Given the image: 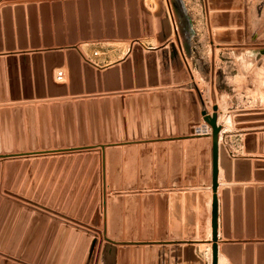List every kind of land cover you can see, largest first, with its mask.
<instances>
[{"label":"rangeland","instance_id":"374dc122","mask_svg":"<svg viewBox=\"0 0 264 264\" xmlns=\"http://www.w3.org/2000/svg\"><path fill=\"white\" fill-rule=\"evenodd\" d=\"M153 1L151 9L147 0H0V151L14 154L0 158V264H85L86 256L75 258L77 249L51 247L48 227L83 226L56 211L104 226L108 196H120L126 205L141 192L133 185V177L144 176L140 164L134 168L133 145L146 139L133 137V130L143 132L147 81L158 83L155 92L162 93L163 82L175 86L182 68H195L199 81L211 86V68H241L234 52L249 58L250 80L260 81L264 0H236L232 13L216 9L215 0H187L188 13L181 0L187 15L181 24L165 1L179 40L174 32L162 35L165 9ZM84 8L99 9L105 24L117 26L120 19L128 37L45 39L61 24L66 35L69 24L79 29ZM226 13L233 17L225 19ZM188 75L192 78V69ZM213 80L222 84L223 74L215 73ZM249 94L254 97L252 90ZM223 103L224 126L231 117L223 131L264 127L257 122L264 108L233 110L230 96ZM249 133L255 147V132ZM229 135L223 136L226 148L228 138L240 149V138ZM256 161L240 174L264 176ZM225 181L223 189L231 192L244 188L243 182ZM129 214L124 208L125 221ZM42 226L47 232L39 240L35 230Z\"/></svg>","mask_w":264,"mask_h":264},{"label":"water","instance_id":"95a60500","mask_svg":"<svg viewBox=\"0 0 264 264\" xmlns=\"http://www.w3.org/2000/svg\"><path fill=\"white\" fill-rule=\"evenodd\" d=\"M162 8L165 9L164 16L162 17V24L165 25L163 36L169 38L174 32L175 37L179 40V28L176 21L173 20L171 14L168 13L170 8L166 9L167 5L172 4L175 15H177L178 22L181 24V18L187 19L186 11L183 9L181 0H159ZM81 14L86 17L80 22L79 29L72 30L77 24H69L70 27L68 35L65 25L61 24L54 33L55 36H49L45 39L48 40H87L91 38H102L104 35L107 37H115L118 35L120 38H127V32L121 27V20L119 19L117 26L114 23L105 24L100 21L101 12L95 8H84ZM92 16V18H91ZM161 20V21H162ZM175 24V25H173ZM173 25V26H172ZM172 26V28H171ZM181 26V25H180ZM78 30V31H77ZM188 48V45L185 44ZM174 55L177 57V52L174 49ZM113 66H111L112 68ZM117 66H115L116 68ZM114 68V67H113ZM182 80L175 81L177 84L171 86L172 82H163L166 90L162 93L154 88L158 83L147 81L151 89V93L145 95V120L143 132L140 134L133 130V137L140 135L146 139V142L139 146L133 145V153L137 154L134 157V168L137 169L141 165L144 176L133 177V185L140 186L141 192L133 193V203L123 204L124 198L120 196H108L106 198V218L104 219V226L100 224H88L70 215L56 213L63 217L69 218L76 223L95 230L98 236H91L88 233H82L77 228H70L69 226L60 225L57 222H51L48 227L47 238L53 237L58 230L59 240L56 245L62 243L63 240L70 235L73 243L80 242L79 249L77 248L75 258L79 260L85 258V264H133V252L138 257V264H141L144 256L145 241L147 239H165L168 236L171 238H193L197 235L196 232V219H197V203L193 201L196 192L193 191L192 186L197 183L200 186L202 196L201 204L198 208L200 212L199 222V235L202 238L207 237L206 218L209 215L207 202L212 198V238L209 242L212 243V264H218L219 260V198L218 188L219 183V166H221L225 173L227 181L243 182L247 186L245 188H235L233 192L229 188H224L221 193V208H222V225L223 234L225 237L233 235L236 236L246 235L251 237L256 234L257 226L259 227V235L264 236V176L257 174L254 176L257 187L252 186L248 181L253 177L246 173L240 174L241 167L250 164L249 158L236 157L232 158L227 151L223 142H220V132L223 129V124L227 120L218 123V101L215 89V68H211V98L213 113L210 114L200 88L195 81L188 82L190 79V68H182ZM193 77V75H191ZM168 83V84H166ZM170 85V86H165ZM175 88L174 92L170 89ZM183 88L195 89V94L189 93ZM174 96V102L172 98ZM182 102H188L191 106V114L189 118L187 115L183 117L179 115L178 123L174 121L175 115L172 113L173 108L179 110V105ZM201 115L205 122L209 125L210 131L204 132L192 137H187L189 127L191 124H199L201 122ZM182 135L175 137L176 134ZM167 135V138H164ZM253 137L250 133L245 136V149L247 151L255 150L251 144ZM261 138L262 135H261ZM106 149V145H102ZM108 147V146H107ZM263 149V148H261ZM51 150H45L44 153ZM138 153L141 156L138 157ZM27 155L28 153H22ZM21 154V155H22ZM14 154L1 153V157H11ZM264 164L261 161H256L255 165ZM184 167V178L183 177ZM116 177H108L109 181H115ZM187 188L185 196L192 198L190 205H186L185 212V230H182V194L177 192V188L183 185ZM152 187L159 192L164 198L167 197L164 191L167 187H172V210H171V233L158 228L157 231L153 229L152 212L150 217L147 218L145 209V202L147 198L152 199ZM209 190V192H207ZM212 190V193H211ZM241 190V191H238ZM245 194V198L242 197ZM254 193L258 194L257 199L253 196ZM262 195V197H261ZM128 199V198H127ZM128 201V200H126ZM130 211L128 220L123 219V210ZM256 210L257 216H256ZM244 215H246V223L244 222ZM149 220V221H148ZM258 220V221H257ZM246 224V230L244 226ZM104 228V231L102 230ZM125 237L128 242H120V239ZM133 242H131V241ZM133 245L131 248L130 245ZM67 249H74L73 247Z\"/></svg>","mask_w":264,"mask_h":264},{"label":"crops","instance_id":"0c3cea01","mask_svg":"<svg viewBox=\"0 0 264 264\" xmlns=\"http://www.w3.org/2000/svg\"><path fill=\"white\" fill-rule=\"evenodd\" d=\"M149 1V7L153 9L154 7V1L153 0H147ZM199 2H202L203 0H198ZM215 7L222 8L227 13L234 12V8L237 7L236 0H215ZM219 2V5H218ZM184 4L187 7V0H184ZM189 13V8H188ZM225 14V19H229L230 16L228 14ZM227 17V18H226ZM239 50V49H238ZM233 54V51L231 52ZM234 55H236L237 62L240 63L241 68H215V73L223 74L224 82L222 84L216 83L215 89L217 95L221 96L218 97V123L221 124L222 116H223V110L222 109V103L226 104V97L230 96V100L232 104H236L235 107H233V110H249L250 108L255 107H262L264 108V68L257 69V76L259 77L260 81L250 80V70L251 68H248L249 65V58L246 60L240 59L238 53L234 52ZM245 60V61H244ZM192 69L193 77L190 78L188 82L195 81L198 85V87L201 90L203 100L206 104V107L210 114L213 113L212 108V100H211V90L210 85H203V82L199 81V77L196 73L195 68ZM253 82L251 85L250 82ZM255 85V86H254ZM174 86V84L172 85ZM147 88H150L149 85H147ZM153 88V87H151ZM171 92H174L176 89L172 88L170 89ZM183 90H186L189 93L195 94V89L193 88H183ZM250 90L254 93V97H251ZM147 94H150V91L147 92ZM174 102V96L172 98V103ZM254 104L253 106H250ZM175 115L174 121L178 123L179 115L182 117L184 115H187V118H189L191 112V106L188 102H182L179 105V110L176 108V106L173 108V112ZM231 125V117L228 118ZM257 122H264L263 119L257 120ZM207 130H210L209 125L205 122L201 115V122L199 124H191L189 127V133L185 136L192 137L199 134H204V132H207ZM232 133V135L229 136H237L239 137V147L240 149H237L235 147V144L232 142V140L227 138V150L230 153L231 156L236 157H243V158H249L251 161H261L264 163V127H257V128H248V129H231V131H223L220 132V142H223V136L224 133ZM249 132H255V150L253 151H247L245 149V142L244 137ZM235 133V134H234ZM234 134V135H233ZM261 135L263 138H261ZM164 138H167V135H164ZM175 137H181L182 135L176 134ZM233 138V137H232ZM234 144V145H233ZM263 148V149H261ZM260 170H264V164H262L259 168ZM254 171V169H252ZM184 178V167H183V177ZM224 178V171L221 166H219V183L220 186L218 188V198H219V264H264V236H260L258 232L259 227L257 226L256 234L254 236H247L246 233L243 236H236L234 234L235 228H233V235L231 237H225L223 234V225H222V208H221V191L224 187L222 185L225 183ZM250 184H253L252 186L257 187L256 181L252 179L251 181H248ZM234 183V182H233ZM245 188V184L241 185ZM230 187H233V184L230 185ZM187 187L181 185V187L177 188V192H180L182 194V230L184 232L185 230V212H186V205H190L192 198H187L185 196V193ZM193 189V191L196 192V195L193 199L195 203H197V219H196V232L197 235L193 238H185L182 236L181 238H171L168 236L165 239H156L155 237L152 239H147L145 241L144 247V256L143 261L141 264H212V261L209 262L199 248V243H210L212 248V243L209 242L212 238V203L213 199L211 198L210 202L207 203V208L209 215L206 218V227H207V237L202 238L199 233V222H200V212L198 210L201 201L202 196L199 184L190 187ZM156 188L152 187V196L153 198H147L145 202V209L147 213V218L150 217V212H152V223H153V229L155 232L158 228H161L162 230L166 231L168 234L171 233V225H172V218H171V210H172V193L174 190H172V187H167V190L164 191L167 195L166 198H164L161 194H159L158 191L155 190ZM209 192V190L207 191ZM212 193V190H211ZM258 194L254 193L255 199H257ZM242 197L245 198V194L242 193ZM262 197V195H261ZM256 210V216H257ZM149 221V220H148ZM258 221V220H257ZM244 222L246 223V215H244ZM61 227V226H60ZM70 228H77L73 226H69ZM46 226H42L39 230L36 228L35 233L37 234V239L41 240L42 235L46 234L47 230L45 231ZM79 229L82 233H88L91 236L96 235V231L93 229H90L85 226H79ZM244 229L246 230V224L244 226ZM104 231V230H103ZM59 233L60 230L57 231V233L50 238L51 240V247L56 248H70L73 247L74 249H79L80 242H75L71 240L70 235H68L64 240L62 238V243L59 245H56V243L59 240ZM98 234V233H97ZM99 237V235H97ZM36 238V237H35ZM36 240V239H35ZM61 242V241H60ZM213 259V256H212ZM133 264H138V257L134 255L133 252Z\"/></svg>","mask_w":264,"mask_h":264},{"label":"bare ground","instance_id":"6f19581e","mask_svg":"<svg viewBox=\"0 0 264 264\" xmlns=\"http://www.w3.org/2000/svg\"><path fill=\"white\" fill-rule=\"evenodd\" d=\"M229 125H230V122L227 121V123L225 124V126L224 125L223 126H224V128L229 129V127H230ZM210 200L208 202H210ZM199 248H200V251L202 252V254L204 255V257L209 262H211L212 261V248H211V244L210 243H206V242L199 243Z\"/></svg>","mask_w":264,"mask_h":264},{"label":"built area","instance_id":"2783aa9c","mask_svg":"<svg viewBox=\"0 0 264 264\" xmlns=\"http://www.w3.org/2000/svg\"><path fill=\"white\" fill-rule=\"evenodd\" d=\"M59 75L62 76V72H60ZM207 131H210V130H207Z\"/></svg>","mask_w":264,"mask_h":264}]
</instances>
